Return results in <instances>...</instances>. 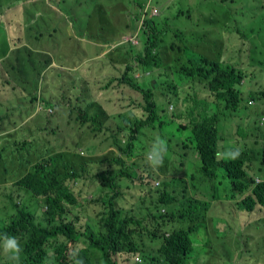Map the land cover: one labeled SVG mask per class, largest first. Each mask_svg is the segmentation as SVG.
I'll return each mask as SVG.
<instances>
[{
    "label": "trees",
    "instance_id": "1",
    "mask_svg": "<svg viewBox=\"0 0 264 264\" xmlns=\"http://www.w3.org/2000/svg\"><path fill=\"white\" fill-rule=\"evenodd\" d=\"M47 1L0 0V15L5 13L4 19H0V25L11 39L13 47L27 44L26 29L47 19ZM97 2L99 4L100 0ZM100 16L104 17L105 14ZM48 18L51 23L50 17ZM147 26L149 30H146ZM142 29L144 51L132 54V49L130 50L129 58H124L126 67L120 80L124 86L143 93L144 104L139 115L135 119L125 117L113 106L117 93L112 83L101 89L106 92L105 98L111 104L108 112L101 108V100L97 94L99 89H94L93 101L86 106L81 104L76 109V138L79 136V142L82 139L79 130L90 123L94 133L103 132L104 140H112L114 143L124 141L125 148L120 152L110 151L83 162L79 161V153L69 154L61 149L62 152L57 156L59 166L56 157L53 159L54 165L51 159L42 157L43 151L26 163L18 156V161L13 165L19 168L16 173L17 196L5 200L0 195V264H187L193 259V236H199V231L207 228V222L197 213L201 209L199 206L186 209L180 208L178 203L181 199L188 200V180L195 182L201 179L208 183L218 176L237 185L231 191L230 198H240L237 201L239 210L251 216L241 229L240 241L237 243V264H259V260L264 259V243L260 251L250 256L251 248L264 239V146L258 150L254 147L251 149L247 134L238 131L242 139L236 140L234 131L232 134L224 131L227 128V121L224 120L231 119L233 122V118L247 116L253 118V137L259 135L264 139V128L259 123L261 119L264 122V108L250 110L254 107V102L264 98V89L245 95L243 89L238 88L252 83L254 78L261 77L264 72V69L254 71L257 65H264V44L261 43V47H258L255 41H248L251 45L248 51L251 53L247 59H239V63L244 59L239 70L235 67L239 51L228 45L232 41L230 39L223 43L219 58L202 56L192 62L191 68L185 62L178 69L177 66L166 64L163 57L162 50L173 45V42L162 38L166 31H158L153 20H145ZM38 34L34 41L44 42L49 41L47 38H51L55 31L52 34ZM117 48L122 50L124 45ZM187 48L188 46H184L182 51ZM225 52L231 55L229 59L223 58ZM8 53L9 51L0 52V106L7 107L10 106L9 103L22 99L27 104L29 101L32 106L37 98L27 94V90L20 86L25 83V79L21 74L15 75L13 62L9 61V69L3 67ZM10 58L11 55L8 60ZM137 66L144 71L145 76L156 75L161 71L168 78V74L172 75L192 87L193 93L183 97L173 116L178 121H172L177 125L178 132L189 131L190 135L187 139L179 138L172 148L184 156L185 153L181 151H188L192 145L201 165L197 174L188 175L183 180L180 177L184 170L183 162L173 163L172 168L158 165L159 162L152 165L144 163L145 171H134L138 179L132 182H139L140 188L133 199L129 194L132 189L119 185L121 180L132 178L131 172L120 167L115 173L113 164L124 167L125 158L133 155L134 147L139 141V128L155 126L161 122L162 116H166L165 108L158 105L152 90H144L138 86L139 81L135 77ZM32 86L35 89V85ZM89 88L90 91L93 90L91 85ZM5 89L8 92L3 93ZM199 90L203 93L201 97L198 96ZM48 93L49 102L57 103L56 95L60 90ZM42 99L45 100V97ZM125 119L135 126L128 135L125 126L120 123H124ZM109 121L114 125L106 126ZM221 123L223 131L219 129ZM170 124H162L157 130L163 132ZM105 126L106 129L103 130ZM167 141L171 140L158 137L147 140L150 143L149 149L156 146L157 151L156 154L152 150L148 156L157 161L162 157L165 159L163 162H174V150L170 149L167 157L164 154ZM31 142L32 140L28 141ZM253 161H256L257 167ZM84 162L88 166L99 164L108 174L102 172L91 176ZM178 166L179 169H175ZM23 167L26 175L22 178ZM168 175L178 181L172 183L170 192L167 191L170 187L167 181H161ZM79 178H91L93 182L100 183L101 187H97L94 194L109 189L99 195L103 211L96 224L79 217L72 209L79 206L80 202L84 205L86 201L92 200L81 201L73 194L68 182ZM159 181L161 183L157 187L156 183ZM192 186L198 188L194 184ZM27 201L29 204H25ZM138 201H148V213L141 217L136 216ZM162 209H165V213ZM173 222L180 225L164 232V228ZM185 223L188 226H184ZM166 233L170 234L169 238L165 237ZM134 257L136 259L133 261Z\"/></svg>",
    "mask_w": 264,
    "mask_h": 264
},
{
    "label": "rangeland",
    "instance_id": "2",
    "mask_svg": "<svg viewBox=\"0 0 264 264\" xmlns=\"http://www.w3.org/2000/svg\"><path fill=\"white\" fill-rule=\"evenodd\" d=\"M97 2L98 0H92ZM122 1V5L118 11H115L116 7L109 0H100L99 4L91 3L84 7L85 11L81 13H73L70 11L69 4H61L60 9L62 10V17L60 22L55 24L49 23L47 20L39 22L37 25L30 26L26 29V43L20 47H13L12 43L8 40V35L3 31V26L0 25V52L4 53L9 51L6 57L7 61L3 67L9 69V61L13 62L15 75L21 74L25 79V84L31 82L34 85H38L37 79L40 78L41 74L45 73L46 65L44 60L48 57L47 55L54 56L56 60L59 59L58 48L59 45L77 43L78 45L85 47V52H79L73 56L70 61V65L62 63L61 72L68 73L70 77H80L83 81H88L91 85L90 77H97L94 81L95 86L90 91L88 98L93 99L94 89H99L98 96L101 102H106L109 107L111 104L105 98L106 92L101 90L105 85L112 82L105 80L116 76H123L125 72V66L120 63L124 58L128 56L126 52L132 54L135 52L144 51V33L142 25L145 20H153L156 23L158 31H166V35L162 38L166 41L173 42L172 46L162 50L165 63L172 66H177L178 69L185 62L187 66L191 68L192 62L198 60L202 56L210 58H219L222 53V46L228 39L232 40L228 45L234 46L235 50H238V59L236 60V69L241 68V63L244 60L240 58H248L250 55L248 49L251 47L249 42H254L255 45L261 47V43L264 44V0H117ZM4 5V3H3ZM178 13L180 15L178 16ZM5 14V13H4ZM4 14L0 15V19H4ZM100 14H105L101 17ZM83 16L85 19L76 20L75 16ZM90 18L91 20H89ZM117 20V21H116ZM6 27V26H5ZM146 30H149L148 26ZM52 31H57L56 34H52ZM38 33L49 34L53 36L47 38L51 43L35 42V37L39 36ZM88 34L99 36L105 42H113L112 48L124 45L122 50H117L110 55L102 54L103 51L109 48H103L102 51H97V48L85 43L83 40L77 39L79 34ZM132 37V38H131ZM129 41L127 42V40ZM134 39V40H133ZM117 42H122L118 44ZM254 45V46H255ZM133 46V48H131ZM184 46H188L186 51H182ZM111 49V50H113ZM109 50V51H111ZM79 48L77 45H71L70 49H64V53L78 52ZM13 52V53H12ZM124 52V53H123ZM11 55L10 60H8ZM231 55L226 53L223 55L224 59H229ZM239 63V64H238ZM138 72L135 74L137 80L144 84L149 80V76H144V71L138 67ZM74 69V70H73ZM76 69V70H75ZM81 69L84 74L81 73ZM264 65L258 66L254 71L263 70ZM253 71V72H254ZM164 77H159L162 75ZM73 75V76H72ZM134 75V74H133ZM158 81L168 79L165 74L161 71L156 73ZM82 88V80L76 79ZM72 83V82H70ZM26 93L31 95L33 98L40 96V93L49 95L48 91H45V87L42 85L33 86L26 85ZM72 88L78 89L77 86ZM242 88L245 95L250 92L261 91L264 89V72L261 77L254 78L253 82L245 86H238ZM128 89H131L128 87ZM251 89V90H250ZM178 93H181L179 89ZM193 93V89L190 85L186 84L185 92L183 97ZM203 93L199 90L198 96L201 97ZM85 96V97H84ZM80 96L79 93L62 92L56 95L57 103L53 104L54 113L49 114L46 111H40L41 106L35 102L36 108H33L29 101L25 104V99L18 100L15 104H11L7 107L0 106V122L5 126H8L11 122H19L22 127L20 134L30 133L35 131L38 134V129L42 126L47 128L46 139H55L60 141L61 149L69 153H79V161H89L91 158L92 151L104 153L110 148L116 151H122L125 148L126 142L119 144L118 146L113 145L111 140H104L102 136L103 132L94 133L92 126L89 123L83 127L80 132L81 141H76V133L78 126L75 122L76 114L70 115L71 101L75 100L76 97L82 99L87 98V94ZM252 109L264 108V98L260 101H256L253 104ZM75 111L77 106H74ZM9 110V111H8ZM177 110V107H176ZM108 111V110H107ZM11 112H17L18 117L11 119ZM130 115V114H127ZM29 116L28 119H26ZM31 116V117H30ZM25 120L24 123H22ZM134 119L132 120V122ZM227 128L224 131L228 134L235 133L236 140H241L242 136L239 134L240 131L243 134H247L251 146L258 150L264 146V139L259 135L253 137V118L247 116H239L231 119H226ZM70 122V124H69ZM126 129V135L131 134V130L135 128L134 125L129 124L125 119L122 123ZM223 123V122H222ZM222 123L219 129L223 131ZM260 125L264 128L263 119L259 120ZM114 125L112 121H109L107 125ZM58 126L61 131H55L53 129ZM106 126L103 130L106 129ZM241 129V130H240ZM8 131V130H5ZM190 135L189 131L178 132L176 124H172L169 129L164 133L159 130H153L151 128H139V141L134 147L133 155L125 158L124 167L117 165L119 168H127L131 172V179H123L119 184L121 187H130L132 192H129L131 197L134 199L137 196V190L140 188L138 183H133L132 180H137L134 175V171L141 172L145 171V165L143 163H137L134 166L131 164L137 160L152 165V163L159 162L158 165H163L172 168V164L175 162H183L184 170L181 173V179L186 180L188 175L197 174L200 168L201 162L197 158L193 151L192 145L188 151L182 150L181 153H185L181 156L178 151L172 148L176 144L178 139H187ZM158 137L165 140H171L166 142L164 154L167 157V153L170 149L176 152V156L173 158L174 162L166 163L163 162L165 159L161 157L160 161L149 159L146 160V156L152 151L149 149L150 143L147 140ZM79 138V136H77ZM89 142V143H88ZM78 149H77V148ZM143 147V149H141ZM47 148V144L43 139L35 137L31 143H28L23 149L19 151L20 155L23 156L28 154L27 160L35 158V156ZM91 148V149H90ZM242 146L239 147L241 149ZM92 150V151H91ZM156 151V148L154 149ZM122 157V155H119ZM182 158V159H181ZM3 162L6 158H2ZM23 160V158H22ZM257 167L256 161H253ZM85 163V162H84ZM86 164V163H85ZM116 167V164H114ZM88 172L91 176L99 175L102 172L108 174L105 169L97 164V168L89 167L87 164ZM119 166V167H118ZM7 166H4L6 168ZM10 173L8 177L10 180L0 179V195L5 200L12 196H17V186L13 178L16 176L19 168L17 166L9 167ZM175 169H179V166ZM115 176V175H114ZM148 178V173H146ZM261 179V178H260ZM166 180V177L161 181ZM80 185L75 184V194L78 198L92 199L86 201L83 205L81 202L79 206H75L76 214L83 218L88 219L91 223L96 224L98 216L103 211V205L99 201V195L106 193L109 189H104L102 193H93L95 188L101 187L99 182H93L91 178H82ZM159 181V183H161ZM145 182V181H144ZM158 183V182H157ZM156 183V186L158 187ZM197 186L198 188L192 186ZM235 184L231 183L227 179H222L220 176L216 177L212 182H204L201 179H197L195 182L188 180L187 187L189 191L188 200L181 199L178 203L180 208H186L199 206L201 209L197 212L199 216L205 218L207 222V228L200 230L199 236L195 238V248L192 252L193 259L189 260L187 264H237L239 257V244L242 228L247 224V221L251 217L247 212H242L237 209V201L231 199L232 190H235ZM92 195H90L89 194ZM94 196V197H93ZM155 197V194H154ZM156 199V197H155ZM24 200V199H21ZM19 199V201H21ZM156 202V201H155ZM29 204V201L25 202ZM148 201L142 203L137 202L136 216L141 217L148 213L146 205ZM45 210V209H43ZM211 223L217 228L213 230L215 234H212L208 229V224ZM165 229V228H164ZM262 239L258 244L254 245L250 250V256L262 249ZM19 252V251H15ZM198 258V260H196ZM136 257L133 258V261ZM264 259L259 260V264H263ZM123 264H126L124 262ZM127 264H132L128 262ZM250 264V263H249Z\"/></svg>",
    "mask_w": 264,
    "mask_h": 264
},
{
    "label": "crops",
    "instance_id": "3",
    "mask_svg": "<svg viewBox=\"0 0 264 264\" xmlns=\"http://www.w3.org/2000/svg\"><path fill=\"white\" fill-rule=\"evenodd\" d=\"M109 2L112 3L113 5H115V7H116L115 11H118L119 7L123 3L122 1H117V0H109ZM91 3L97 4L98 2H93L92 0H48L46 7H45V13H46V17H47L46 20L50 21L48 18V17H50L52 24H55V22L61 21V17H62V10L60 9L61 4H69L71 12L81 13V12L85 11L84 7L88 6ZM179 15H180V13H178V16ZM75 19L79 20V19H85V18L83 16L77 15V16H75ZM88 19L91 20L90 18H88ZM56 33H57V31H55V34ZM77 39H79L81 41L83 40L85 43H88V44L96 47L97 51H102L104 47L109 48V49H106L105 51L102 52V54H105L106 56L110 55L111 53L118 50L117 47H115L114 49L112 48L113 44H111V43H113V42H105L99 36L80 33L79 35H77ZM128 41H129V39L127 40V42ZM43 43L50 44L51 42L49 43V41H44ZM117 43L120 44L122 42H117ZM71 45H77L79 48V51L73 52L72 54L70 52L64 53L63 50L64 49L69 50ZM111 49H113V50H111ZM109 50H111V51H109ZM79 52H85V47L78 45L77 43L65 44L63 48H61V45H59V48H58L59 59L56 60L53 55L52 56L47 55L48 57L44 60V63L46 65V68L44 70L45 73L41 74L40 78L36 80L38 82V85L40 84L43 87H45V91H57L58 92L60 90V93H62V92L79 93L80 96H82V95L84 96L85 94H87V98L82 99L81 97H76L75 100L71 101V106L68 107V109H71L70 115L76 114L74 106H77V108H79V107H81L80 106L81 104L86 106L87 103L93 101V99L88 98V96L90 95V88H89L90 83L88 81H83V79H81L80 77H74L73 75H72L73 77H70L68 75V73H71V72H63V71L61 72L60 71L61 67H60L59 63H63V64L66 63L67 65H70V61L73 59V56L75 54H78ZM125 54L128 56L127 58H129L130 52L128 51ZM115 64H122L126 67V65L124 64V59L120 63H115ZM81 73L86 75L82 69H81ZM146 75L149 76V80L144 84H141L140 82H138V86L142 87L144 90H152V92L154 94V99L157 101L158 105L164 107L166 110V116H162L161 122L159 124H157L155 126H151L149 128H151L155 131L162 124L171 123L169 125V127L164 129L166 131L173 124L172 121H178L177 118L173 119V116L177 112L176 107L178 108L179 105H181V102L183 100V93L185 92L186 85L184 82L178 81L174 76L169 75V74H168L169 78L165 74V77H167L168 79L163 80L162 82L158 81L159 79L156 75H149V74H146ZM144 76H145V74H144ZM159 77H164V76L162 74ZM90 78H91V86L94 88V86H95L94 81L97 79V77H90ZM76 79H79V81H81V80L83 81L82 82V88H80V85L76 81ZM121 79H122V75L112 77L109 79H105V80L112 82V84L115 87V91L117 93L116 98L114 99V102H113V106L119 112H121V114L123 116L135 119L139 115V113H140L139 110L144 104L143 93L140 91H135L133 89H128V86H124L123 84L120 83ZM70 82H72V83H70ZM26 85L32 86V85H34V83L31 82V80H30V82L28 84L24 83V84H21L20 86L24 90H26V88H25ZM38 85H35V89H36V86H38ZM72 86L73 87L77 86L79 88L78 89H75V88L71 89ZM179 89L181 90L180 94L178 93ZM6 92H8V91L5 89L3 91V93H6ZM3 96L5 97L6 95L3 94ZM42 97H45V100H43ZM38 99H41L42 102ZM36 102H37V104H40V106H41L40 111L48 112L49 108L53 107V104H51L49 102L46 94L38 96ZM9 104L11 105V104H15V103H9ZM25 104H27V103L25 102ZM35 105L36 104H33L32 107L36 108V110H37V105L36 106ZM101 105H102L101 108L103 110H105V111L109 110V105L106 102H104V103L101 102ZM127 114H130V115H127ZM17 117H18L17 112H11V116L9 118L14 119ZM26 117H27L26 119L29 118V116H26ZM1 122H0V179H2V180L3 179L4 180L12 179V178L8 177V174L11 172L9 167H13V165L18 161L19 157H21V159L23 158L22 161L24 163L27 162V157L29 155L25 154V155L21 156L19 151L21 149H23V147H25L28 144V141L34 140L35 137L43 139V141H45V143L47 144V148L43 151L42 157H45L47 159H51L52 164H53V159L56 157V161H57V164L59 166V160H58L57 156L59 155L60 152H62L61 151V143H60L59 139L58 140L46 139V137L48 135L47 134L48 131H47L46 127L42 126L41 128H39L38 134H36L35 131L34 132L31 131L30 133L20 134V130L22 127L20 126L21 124H19V122H11L8 126H5ZM24 122H25V120L22 123H24ZM75 122L77 123V114L75 117ZM15 123L17 125L12 126ZM69 124H70V122H69ZM5 130H8V131H5ZM164 130H163V132H161L160 130L159 131L161 133H164ZM55 131L60 132L61 129L58 126H55V128L53 129V133ZM75 140L78 141V139L76 137H75ZM112 143H113V145L118 146L119 144L124 143V141L121 143H114L112 141ZM155 148H156V146H154L152 150L154 151ZM110 151H114L116 153L118 152L113 148H110L108 151H106L104 153L101 152L100 155L97 152L92 151L91 158L95 157V156H103V155L109 153ZM155 152L157 154V151H155ZM67 153H69V152H67ZM3 157L6 158L5 162H3V160H2ZM148 157L149 156L145 157L146 160L149 159ZM60 162H61V160H60ZM137 163H143L144 164V160H142V161L137 160L133 164H137ZM4 166H7V167L4 168ZM95 166H97V165L96 164L89 165V167H92V168L93 167L95 168ZM114 166L115 165L113 164L114 171H115V173H117L119 171V170H117V165H116V167H114ZM100 169H102V168H100ZM25 175H26V172H25V168H24L22 178L25 177ZM13 180L15 182V185L17 186L16 176L13 178ZM79 180H82V178H79L77 181L76 180H74V181L70 180L68 182V185L71 187L73 194L76 197H77V195L74 192L75 191L74 188H75V184L80 185ZM164 181H167V184L170 186L169 189L167 190L169 192L171 191L172 183L178 182L175 179H172V176H170V175H168L166 177V180H164ZM17 188H18V186H17ZM96 189L97 188H95V190ZM17 193H18V189H17ZM25 194L27 195L28 193L25 192ZM89 194H90V192H89ZM85 199H87V198H79V200H81V201L85 200ZM72 209H73V211H75L74 208H72ZM237 209L239 210L238 207H237ZM163 210L165 213V209H162V211ZM179 225L180 224L178 222H173L171 224H168L165 227L164 232H166L169 229L175 228V227L177 228ZM184 226H188V224L185 223ZM208 229L212 234H215V232H213V230H215L217 228L211 223V225L208 224ZM176 231H178V230H176ZM199 233H200V231H199ZM168 234L169 233H166V235H168ZM197 237H198V234H197ZM263 264H264V262H263Z\"/></svg>",
    "mask_w": 264,
    "mask_h": 264
},
{
    "label": "clouds",
    "instance_id": "4",
    "mask_svg": "<svg viewBox=\"0 0 264 264\" xmlns=\"http://www.w3.org/2000/svg\"><path fill=\"white\" fill-rule=\"evenodd\" d=\"M8 40H9L10 43H12L10 38H8ZM50 111H52V112H50ZM48 113H49V114H53V113H54V109H53V108H49ZM162 212H164V210H163ZM169 236H170V235L168 234V235H166L165 237H166V238H169ZM194 239H195V238H194Z\"/></svg>",
    "mask_w": 264,
    "mask_h": 264
},
{
    "label": "built area",
    "instance_id": "5",
    "mask_svg": "<svg viewBox=\"0 0 264 264\" xmlns=\"http://www.w3.org/2000/svg\"><path fill=\"white\" fill-rule=\"evenodd\" d=\"M50 112H52V111H50Z\"/></svg>",
    "mask_w": 264,
    "mask_h": 264
}]
</instances>
